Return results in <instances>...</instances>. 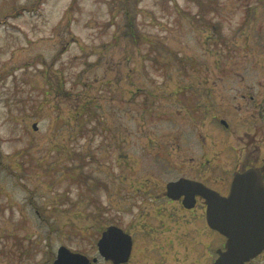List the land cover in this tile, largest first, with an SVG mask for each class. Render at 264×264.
Here are the masks:
<instances>
[{
	"label": "rangeland",
	"instance_id": "374dc122",
	"mask_svg": "<svg viewBox=\"0 0 264 264\" xmlns=\"http://www.w3.org/2000/svg\"><path fill=\"white\" fill-rule=\"evenodd\" d=\"M259 84L264 100V0H0V264H52L60 246L103 264L109 225L137 241L130 264L156 235L161 254L178 243L170 264H209L224 244L206 247L202 208L154 198L231 177L244 138L203 167L200 144L222 139L220 120L248 132L234 96Z\"/></svg>",
	"mask_w": 264,
	"mask_h": 264
},
{
	"label": "water",
	"instance_id": "95a60500",
	"mask_svg": "<svg viewBox=\"0 0 264 264\" xmlns=\"http://www.w3.org/2000/svg\"><path fill=\"white\" fill-rule=\"evenodd\" d=\"M166 195L173 200L183 197L187 208L193 207L195 196L205 199L208 226L227 239L213 264H246L263 251L264 182L258 168L235 173L228 197L185 178L169 182ZM131 247V237L115 226L106 228L97 242L99 255L114 264L127 262ZM53 264H89V259L60 246Z\"/></svg>",
	"mask_w": 264,
	"mask_h": 264
},
{
	"label": "flooded vegetation",
	"instance_id": "af4514ba",
	"mask_svg": "<svg viewBox=\"0 0 264 264\" xmlns=\"http://www.w3.org/2000/svg\"><path fill=\"white\" fill-rule=\"evenodd\" d=\"M243 87L250 88V87H252V85H249V86L246 85ZM253 87H257V90H256L254 95H247V93L244 89V92L237 93L236 96H234V100L236 101L237 104L235 106H233V112L236 115L237 120H235L233 122L247 126L246 128H248V132H245V134L243 133L242 136L236 135V133H234L235 130L234 129L231 130L228 127V124L225 122V120L224 121L220 120L219 123L223 129H220L221 132L219 131L218 134H221V136L220 135L219 136L222 139H220L219 142H217V141L211 142V141H208V139L204 137L206 143H205L204 139H202V143L200 144L201 154H200V160L198 161V163H201V165H199V167L200 166L203 167L202 163L204 162V159L207 156L213 157V155H215V153L218 152V151L215 152L214 150L211 151V150H209V148H213L217 144L223 146L227 142V140H230V143L233 141V144L237 145L235 140L239 139L241 137L244 138L243 147L246 148V151L241 150L244 156H243V158H241V160H239L240 163L238 165H236V167L234 166L231 177L229 175H224L227 173L226 171H224L223 175H216L214 173H209V174L213 175V178H211V179H214V178L217 179V181H215L214 186H211V185L204 183V181L207 182L210 180V177L208 176V174L205 177H201V179L190 178V177H186V176L185 177L183 176L182 178H188L190 180H195V181L201 182L205 186H207L208 188L218 192L223 197H227L229 195L232 179H233L234 173H236V172L242 173L243 171H245L249 168H253V167L258 168L262 177H263V180H264V161L261 160V152L263 149V129L262 128H263V123H264L263 86L259 84V85L253 86ZM242 114L245 115V117H242L241 116ZM250 127L254 128V131L252 133H249V131L251 129ZM205 146H208V149H206ZM247 149H249V150H247ZM191 160H192V158H191ZM183 199H184L183 197L176 199V200H172L170 198H167L165 191L156 195L154 198V200H160V201L164 200L165 201V202L160 204L161 206H163L162 204H177V206L174 207V209H176L177 211L181 210L184 212H193V210H196L197 206H199L202 208V210L205 214L206 203L203 200V198H201L200 196H196L195 197V204L193 205L192 208L185 207L183 204ZM157 211H158L157 214L161 215V213H160L161 209L159 208ZM140 217H141V215L139 216V219H140ZM159 222H161L159 224L160 228L155 229L154 233L161 235V236H164L166 233H169V231L163 229L165 227L163 220H160ZM122 230L125 233L131 235V239H132V248H131V254H130L129 260L125 263H122V264H130V260L133 259L134 256L136 257L137 252L142 253V251L140 252L139 250H137L138 244H137V241L134 239L133 235L128 233L127 230H124V229H122ZM206 230L211 232L210 234H208V236L211 237V239H210V242H208L206 244V247H210L211 244L215 240H217L219 236L222 237L223 244L225 243L226 239L223 236H221L220 234H218L216 231L209 229L207 227V225H206ZM154 233H153V235H155ZM151 234L152 233H150L149 235H151ZM156 237H157V235H156ZM156 237H152V239L150 240V242L152 243L151 247L145 248V250H144V252H146L145 257L148 256L149 260H146L144 262L141 261V263H139V264H170L171 260L167 261L166 259H168V257H170V259H171V256H172V260H179L180 259L179 255H178L180 253V251H177V248H179V247H177L178 243L175 240L169 239L167 250L166 249L163 250L164 254H165L164 255V254L160 253L162 250V247L157 245V242L159 239H157ZM174 242H176L177 244H175ZM179 243H180V241H179ZM199 243L202 246L204 245L203 242H197V244H199ZM223 246L224 245H222V247ZM150 253H151V255H150ZM156 254H159L157 256L159 261L156 259V256H155ZM216 257H217V255H216ZM94 258L95 257H89V260H93ZM215 258L212 261H210L209 264H212L214 262ZM100 259L102 260L103 264H114L110 260H105L103 258H100ZM142 260H143V258H142ZM98 263H99V258L96 262H94V263L90 262L89 264H98ZM207 263H208L207 257H205L204 255H200L199 257L194 258V261H190V262L183 261V262L178 263V264H207ZM247 264H264V248H263V251L261 252V254H259L255 259L251 260Z\"/></svg>",
	"mask_w": 264,
	"mask_h": 264
}]
</instances>
